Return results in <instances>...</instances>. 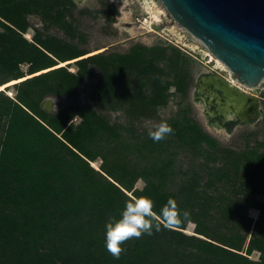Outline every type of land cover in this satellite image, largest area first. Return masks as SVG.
<instances>
[{
    "label": "trees",
    "instance_id": "obj_1",
    "mask_svg": "<svg viewBox=\"0 0 264 264\" xmlns=\"http://www.w3.org/2000/svg\"><path fill=\"white\" fill-rule=\"evenodd\" d=\"M75 7L73 0H0V264H264V139L242 151L223 147L186 109L167 121L174 134L153 142L136 124L157 119L173 94L188 98L193 59L172 44L87 56L79 44L39 29L26 38L31 16L47 31L75 36L68 21ZM73 60L77 72L59 66ZM92 67L100 79L81 105ZM52 97L71 103L50 113ZM102 111L121 112L125 122L112 123ZM175 143L206 160L180 170L179 183ZM139 195L152 198L157 212L174 198L190 212L195 233H186L188 222L162 226L128 241L114 259L106 222Z\"/></svg>",
    "mask_w": 264,
    "mask_h": 264
},
{
    "label": "rangeland",
    "instance_id": "obj_2",
    "mask_svg": "<svg viewBox=\"0 0 264 264\" xmlns=\"http://www.w3.org/2000/svg\"><path fill=\"white\" fill-rule=\"evenodd\" d=\"M74 1L76 7L73 10V16L69 17L68 21L72 22L76 28L75 36H70L65 30L56 26L47 31L44 28V22L39 17L31 16L29 19L32 27L26 33V38L30 41L33 40L36 29H39L46 34L79 44L89 53L103 48L104 50L101 53L104 54H127L138 44L147 47L172 44L181 47L193 59L192 72L195 84L191 88L188 98L183 99L181 95L173 94L169 104L160 109L159 117L137 123V130L144 132L150 128L154 129L155 125L161 121L174 118L180 119L184 111L190 109L189 114L204 130L218 139L223 147L242 151L247 148L248 143L251 147H254L256 140L262 141L264 139V80L257 88L253 89H245L241 84L235 82L228 67L222 62L219 64L218 59L212 61V54L206 45L174 19L161 0ZM108 5H113L118 10V14L113 16ZM154 14L159 16L158 21L154 22L152 19ZM76 61L66 63V65H71L70 70L72 72L78 71ZM24 69H27V66H24ZM92 70L94 76L85 80L80 87L77 102L81 105L88 102L92 88L100 79V72L95 67H92ZM213 75L216 79H221L224 83L240 89L248 97L257 99L259 108L253 120L250 122H235L230 127L227 122L221 124L212 119L224 109L221 102L214 105L213 100L217 95L204 83L209 76ZM174 90L173 88L172 91ZM8 94L12 97L16 95L14 86L10 87ZM48 99L51 100L50 105H48L49 109H47L50 113L59 112L71 103V99L67 97ZM224 110L226 121L236 119L237 114L233 109ZM102 113L112 123L125 122L124 115L121 112L102 111ZM80 122L81 119L77 117L75 123L79 124ZM174 146V150L178 154L177 172L179 178L176 179V182L179 183L182 178V171L180 173V170L187 171L193 166L200 168L206 160L202 156L192 154L177 143ZM101 163V160L97 161L99 167ZM144 187L145 182L143 180L138 181L137 188L143 189ZM259 200L263 201L264 197H260ZM259 214L256 209H250L249 211V215L254 219H257ZM195 227L194 224H189L186 233L194 234ZM260 256L259 252H255L251 258L259 260Z\"/></svg>",
    "mask_w": 264,
    "mask_h": 264
},
{
    "label": "water",
    "instance_id": "obj_3",
    "mask_svg": "<svg viewBox=\"0 0 264 264\" xmlns=\"http://www.w3.org/2000/svg\"><path fill=\"white\" fill-rule=\"evenodd\" d=\"M161 1L181 26L200 39L210 53L228 67L233 80L250 89L263 82L264 0ZM211 90L224 109H233L244 121L250 107L252 114L258 111L256 98L248 97L221 79ZM50 103L47 99L46 109Z\"/></svg>",
    "mask_w": 264,
    "mask_h": 264
},
{
    "label": "clouds",
    "instance_id": "obj_4",
    "mask_svg": "<svg viewBox=\"0 0 264 264\" xmlns=\"http://www.w3.org/2000/svg\"><path fill=\"white\" fill-rule=\"evenodd\" d=\"M174 134V129L161 121L154 129L148 130L153 142L159 143ZM190 212L181 210L174 198H169L159 212L155 211V201L147 195H139L125 201L119 216H111L106 222L105 247L114 259H120L127 249L124 245L132 239H140L145 234L151 236L161 227L172 229L182 222L191 223Z\"/></svg>",
    "mask_w": 264,
    "mask_h": 264
},
{
    "label": "flooded vegetation",
    "instance_id": "obj_5",
    "mask_svg": "<svg viewBox=\"0 0 264 264\" xmlns=\"http://www.w3.org/2000/svg\"><path fill=\"white\" fill-rule=\"evenodd\" d=\"M73 2L76 4V2H75L74 0H73ZM219 80H220V79H216V78L214 77V75H213V76H209V77H208V80H206L204 83L209 87V89H211V87H213V83H219ZM209 82H210L212 85H208ZM204 83H203V84H204ZM213 103H214V105H217L218 101H217L216 98L213 100ZM252 110H253V109L250 107V109H249V111H248V113H247V117H246L247 120H245L246 122H250L251 120H253V119L255 118L256 114H252ZM212 119H214L215 121H218V122L221 123V124H224V123L227 122L228 126H230V127L233 126L235 122H245V121L243 120V117H241V116H239V115H237V117H236L235 120H228V121H226V120H225L224 113L222 114L221 111H220L219 113H217V116L213 117Z\"/></svg>",
    "mask_w": 264,
    "mask_h": 264
},
{
    "label": "bare ground",
    "instance_id": "obj_6",
    "mask_svg": "<svg viewBox=\"0 0 264 264\" xmlns=\"http://www.w3.org/2000/svg\"><path fill=\"white\" fill-rule=\"evenodd\" d=\"M117 1L120 2V1H122V0H117ZM158 18H159V16H158L157 14H154L153 17H152V19L154 20V22H155V21H158ZM103 50H104L103 48H102V49H99V50H95L94 52L89 53L87 56L95 55V54L101 53ZM211 57H212V61H214V59L217 60V58H214L213 55H211ZM217 62H219V64H220L221 61L218 59ZM64 65H66V63H62V64L59 65V66H64ZM235 82H236V81H235ZM213 84H217V83H213ZM208 85H212V84L209 82ZM242 86H243V85H242ZM243 87H244V86H243ZM244 88H245V89H246V88H247V89H250V88H248V87H244ZM1 89H4V87H2ZM93 166L96 167V168H99L97 162L93 163Z\"/></svg>",
    "mask_w": 264,
    "mask_h": 264
}]
</instances>
